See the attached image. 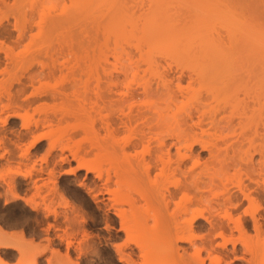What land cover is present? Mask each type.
Wrapping results in <instances>:
<instances>
[{
  "label": "bare ground",
  "instance_id": "6f19581e",
  "mask_svg": "<svg viewBox=\"0 0 264 264\" xmlns=\"http://www.w3.org/2000/svg\"><path fill=\"white\" fill-rule=\"evenodd\" d=\"M1 2L7 3L8 0H6V2H5V0H1ZM156 3H158L160 5H164V6H169V7L170 6L172 7L175 5L179 6V7L180 6L192 7V9L194 8L197 11L201 10V12L203 13L201 15L200 12H196V13L194 12L195 14H191L189 16L186 13V15H187L186 17L183 16V13H182V17H181L183 20L181 24H183V25H185V23H187V25L189 24V26L195 25V27H196V24L199 23V24H201L202 27H204L203 30L201 29L203 32L200 30L202 32L201 36H202V38H204L203 40H204L205 45H206L205 47L209 51V55H207V56H201V57L200 56L199 57L194 56L195 58L193 57L191 59L188 57L189 60H187V61L191 65V68H189V69H191V70H189V71H191V74L189 73L190 75H192V72H193V74H195V73L196 74H207L208 76L211 75V76H215V77L221 76V75L222 76L227 75L226 76L227 78L226 77L225 78L223 77V78L228 80V76L230 74L234 76L235 72H236V74H238V72H239V74L241 73L244 76L243 78L239 77V78H242V81H240V82L241 83L243 82V83L239 84V85H242V87L238 86V89L236 88L239 91H234V90H236V89H234L235 88L234 87L231 89V92H230V89H228V88H231L232 85L230 86L229 83L226 82L229 87H227V86H223L221 88L218 87V90H216L215 95L213 94L214 92H212V96H216V98L215 97L212 98L213 102H214V104H215V102L217 103V104H215L216 107L212 103H211L212 105H210V106H214L215 107L214 109H216V111H214V112H216V114H214L215 117L213 118V116H211L213 119L211 121L212 126L210 129V131H211L210 135H211V137L213 136V138L206 140L200 136L202 133L204 134V132L209 131L208 129L206 130V128L205 129H202V128L198 129L201 132H199L195 129H192L193 131L195 130V132L192 131L193 133L190 134L189 137H187L189 135V133L185 137L182 136V135H184L183 134L184 130L182 131V130L178 129V131H177L174 129L176 131L174 133L172 132L173 130H170V127L171 128H174V127H172V125L169 124V121H170V123H174V120H176V118H175L176 115H178L179 117L177 118L176 123H174V124H177V123L180 124L181 123L185 126H189L187 128L195 127L198 125L197 128H200L199 125H200L201 118H200V121L198 120L199 118L195 119L196 118L195 116L198 115V109L200 107H195V108L193 107V108H188L185 110H183V108H182L181 111H178L176 113L173 109L172 103H173L174 99L176 98L175 95L177 93L172 91L170 89V86L166 85V84L170 85V83H166V84L164 83V85L161 84L162 82H166V80H168V78H170L169 80H173V79H171L172 77L173 78L175 77L177 80L180 81L182 79V77L185 76V74H186V73L184 74V70H185L184 68L183 69L182 68L177 69L179 67L178 66L177 68L175 67L177 70H174L175 68H172L171 64H169L171 62H169V60L167 62L168 58L166 59L165 56L164 57H162L161 55L156 56V55H152L150 53H146L144 55L141 54L136 59L134 58L135 60L133 61V63H135V64L133 66H129V64L126 62L127 64L126 65L124 64L126 66L125 69L123 66L121 67L120 65H119V67H121L123 69L116 67V65H118V64L114 65L115 67L110 68L111 70H114V72L117 70V71H120V73L119 72L113 73L107 69L108 73L106 74V71H105L106 68H105L103 70L104 71L103 73H105V74L102 73V76H101L102 79L101 80L99 79V80L100 81L103 80L102 81L103 83L101 82L102 85L106 82L104 86L107 85L108 88L107 87H105V88L108 90H107V92L106 91H103V92L104 93L106 92V94H104L105 95L104 97H106L110 100L109 103H112L115 100L116 101L123 100L122 102H126L125 100H127L128 96H130L129 98H131V97L134 98V100L135 99L137 100V98H135V97H138V96L140 97L141 95H146V96H144L146 98L148 97L146 99V101H147L146 103H145V100H144V102L142 101L143 102L142 103L139 100L137 102L136 100L134 101L131 98L129 101L130 106L128 105L130 107L129 108L130 110L127 113L126 112L124 113V110H123V113L121 112L122 114L118 111L119 115H118V113L115 114V118L113 116L114 114H112L113 117H110V115H111L110 114L109 115L110 118L109 117L108 118L110 120L112 119L111 120L112 122L108 121V125H110L109 122L111 123L110 126H112L115 123V126H117V127L118 126L124 127V125L126 127V125L129 124V126L132 127V128H130L132 130V132H133V130L135 132V129H133V128L139 127L140 123L142 122V117H145V118H143L144 120L146 119L145 124H146V121L149 122V124H146L147 127L142 126L143 128L144 127L146 128V130L144 129L145 131L142 130L143 129L142 127H140L141 129L138 128V130H140V131H137V128H136V133L139 132V134L137 133L138 134L137 135L136 133L135 134L133 133V136L134 135H136V136L133 137L131 135L130 136L131 138L129 137L130 139L128 138V139H126L127 141L125 140L126 142L124 141L122 143V149L123 150L120 149L121 151H119V153H121V152L123 153V155H124L123 158H126L125 159L126 163H125V168H123V173H121L122 174L121 181L125 185L124 187L126 188L128 186V188L126 190L123 189V190L119 191L118 193H114L118 189L110 188L112 194L115 195V198H113V199H114V201L116 200V202L114 203L112 201L113 203H110L111 199L109 197L110 205H109V203H108V205L110 207H112L111 206L112 204H117L119 202H120L119 204H123L125 201H127L126 203L129 202L131 207L133 206L132 208L136 209L135 210L136 212L134 213V215H135V218L137 220L139 219L138 221L140 222V228L143 230L149 231L147 233L148 242H146L145 240L143 241V244L145 246L142 244V241H141V240H143L142 239L143 237H141V236H140L141 238L139 237L140 232L139 231L137 232V229L132 226V223L129 222V225L131 223L132 228H131V226L128 227V222H127V225L124 223L125 221L122 218V216H123L122 213H120L121 214L120 217L124 221L123 223L125 224L126 227H124V225L121 226L122 225L121 223H120L121 224L120 226H121V228L123 227L124 229H126V232H127V229H130V230L136 229L138 236L136 237L135 230H134V232L131 230V234L135 233L134 237L132 235L134 240L132 239V237H131V239L133 241H137L135 243H138L139 245H140L139 242H141L142 247H144L143 250L146 248L144 251H146V252L148 251L147 255H149V256L146 255V252H142L143 253L142 255H144L142 257H144V259H148V261H149V259H151L149 262H147V264H152V263L153 264H155V263L156 264H169L172 260L174 261L175 259L177 260V263L175 262V264H235V262H237V261H239L240 264H264V116H263L264 115V111H263L264 110V0H148V3H146L147 4L146 6H147V8L151 7V9H154L155 6H152V5H154ZM3 8L1 5L0 6V184H2V186L1 185L0 186L2 188H5V190H4L5 195H7L8 197L12 196L11 198L15 199V198H18L20 196L22 198V196H23L24 200H25L26 196L25 195H19V193H17V190H16V188H17L16 187L17 186L16 185V177L14 175V171H16V170L12 169L11 168L12 166L9 167V165L12 164L11 162L13 161V159L14 160L19 159V160H17L19 162V164L21 161H23V162H21L23 164V166L25 163H27L29 161L30 163H27L25 165L27 166L28 164H30L31 167L28 165L29 168L33 167L34 169L35 168L37 169L36 172H38V173H36L33 168L29 169L28 167L27 168L29 170L26 168L27 170L24 171L22 169V164H20L21 167L19 165L18 166L23 171L18 169V168H15V169H17L18 172H21L23 174L25 179L30 178V180H28L27 183L30 182V183H32V186L34 185L35 187H38L39 189H41L40 186H42V183H41L40 179L43 178L42 177L43 172H45L46 174H49V177L52 174H54L56 169H57V165L61 164L62 161H67L68 159H70V155L68 157V155L66 153H64L65 148L70 150L69 149L70 147L68 144H67L68 146L65 143L63 144L62 140L60 139L59 136L57 139L54 136L55 134L53 135V132H52L53 130L50 132H45V131L40 132L39 131V129L43 127L42 125H44V123L46 121L47 122L50 121V122L48 124L46 122L45 126L46 125L50 126V124L53 123L51 121L52 117L50 119L49 114H47V113L43 117H41L43 115V114H41V116H39V118L36 119V122H34L35 125H33V123H30L29 119L23 120V121L21 120L23 123L20 122L21 128H18V129H14L13 128L14 125L13 126L11 125L12 119L18 115L20 117L23 116L22 113L20 111H18V109L16 107H20V108L23 107V109L27 113L28 108H30L31 105L33 106V105H35V103L40 104L39 102H41L43 104V102L45 101L44 100L45 98L47 101V98L58 100L59 98L63 99V98L68 96V93H69L68 89L71 86L70 84H62V85H59L58 87H53L52 89L50 87H49L50 89L47 88V85L49 86V84L47 83V85H46L47 79H45V78L49 77V76L50 77L54 76L53 72H55V74H56L57 70H59L60 68L57 67L55 63L49 64L48 61L43 60V56L45 55L44 58H48V57H50V59L53 58L58 53H61V51H63V52L66 51L67 48H64V45H66L65 47H68V43H70L69 44V46H71L70 48H75V47H73L75 45V40H74L75 38L74 37H76L77 33L75 35L76 31L73 32L70 29H68V31H65L64 27L66 25L64 26L63 21H65L66 23H70L72 25V27H74V25H75L74 22L76 21L75 20L76 14H75V11H74L75 15L72 12H70V14H67L69 12V10H67V12H66L67 15L62 17L61 21L59 20L58 16H55L58 19L55 18L56 19L55 20L52 18V22L50 21L51 23L50 22L48 23L49 25L44 24L43 26H41L39 24L40 26H38L37 30L35 32H31V31H33L32 29L35 27V26L33 27L34 24H32L30 22H28L30 25L26 24V22L22 23V24H20V23L17 24V23H15V21H14V23H12L13 20L11 21V18L9 17V13L6 10H4ZM169 9L171 10L173 8H168V9L165 8V10H169ZM186 9L189 11L188 8H186ZM159 10H161V9H159ZM146 11L147 10H145V12ZM152 12H153V10H152ZM159 13L160 12H158L156 14L158 15ZM163 13H165V11ZM167 13H168V15L169 14L172 15L171 12L170 13L167 12ZM149 14L150 13H148V15ZM156 14H155V16H157ZM155 16H154V18H155ZM159 16H161V15H158V17ZM183 17L185 19H183ZM156 18L154 19V21L158 19V18L157 19ZM162 19L164 20L165 18H162ZM68 20L72 21L73 23L69 22ZM158 20L160 22L161 19H158ZM167 20H169V19H167ZM167 20L164 21V24H165V22H167ZM60 22H63V23L60 24ZM62 24H63V27H62ZM189 26H187V27H189ZM191 26H190V29L192 28ZM59 28L60 29L64 28L63 30L66 33V34L60 33V35L62 34V36H63L62 40L64 41V39H65V43H66V44H64V42H62V40H61V44L63 43V46H61V44L57 45L60 42L59 37H61V36H58L59 35L58 33L60 30L59 31H57V30ZM147 28H149V27L147 26ZM55 29H57V30H55ZM74 30H75V27H74ZM54 32H55V34H54ZM61 32H62V30H61ZM67 32H69L68 35H67ZM27 33H29L30 36L27 35ZM49 33H52V35L51 34L49 35ZM26 35L29 36V41L31 39L34 40V38L38 35L39 37L35 38L36 39V40H34L35 42L37 41V39L38 40H40V39L44 40L46 37L48 44H49V42H51L49 44L50 47L47 44L45 49H43L44 47L43 48L41 47V49H40V47H37V48L35 47V49L33 47L32 50H29L28 48H26V49H28V51H30V53H28L27 55L31 54L32 57L31 56L27 57V55L25 56V53L23 54L22 51H21V53H22L21 55H23V56H20L18 54V52L16 53L17 55H15L14 51H16L17 49H14V47H16L17 44H14L15 46H13V41L20 42L24 38H26L25 37ZM47 35H49V37H47ZM64 35H65V38H64ZM158 35H159V33H158ZM167 35H169V34H167ZM145 36H147V35H145ZM54 37L55 38L58 37V38L55 39ZM66 39H68L69 42ZM33 40H31V46L35 44V42H34V44H32ZM57 40L59 42L57 44H55V42H57ZM24 44H26V41ZM53 45H55V49L50 50V48H54ZM26 46H28V44H26L25 47ZM56 46L62 47L64 50L63 49L61 50V48H58ZM75 46H77V45H75ZM149 46H151V45L149 44ZM59 50H61V51L59 52ZM68 50H69V48H68ZM71 50L72 49H70V51ZM63 52L61 53V55L63 54ZM74 52H72V53H74ZM26 53H27V51H26ZM41 55H43L42 59H41ZM59 55L60 54H58V57H59ZM65 55H68V54H65ZM68 56H70V55H68ZM18 58H19L18 61H20V58H21V61H20L21 66L19 68L26 67V70L20 74L17 71H16L17 73H14L15 71H13L14 69H16V67L14 65H15V61L17 63ZM22 58H24V59H22ZM26 59H27V62H26ZM69 59L71 60V58H69ZM23 60H24V62H23ZM165 61L168 63L167 65L164 64ZM185 61H186V59H185ZM22 62L24 64H22ZM35 63H38V65H36ZM175 63H176V61H175ZM33 64H35V66H37V67L33 66ZM189 64H188V67H190ZM26 65H28V66H26ZM62 65L66 66L65 63ZM55 66H56V68H55ZM17 67H18V65H17ZM70 67H74V66L71 65ZM57 68H59V69H57ZM54 69H57V70L54 71ZM23 70H24V68H23ZM170 72H172V74H171L172 77L165 78L170 74ZM121 75L124 78H127L125 76L129 77L126 79L127 80V86H126L127 89L126 90H120V88L118 89V87H117L118 83H120L124 79ZM129 75H131L134 78H136V77L138 78L139 77L138 75H140L141 77H142V75H143V77L145 75H148V76L150 75L151 78H152V76H156V77H158V79H159V77H161L162 82H160L161 81V78H160V81L156 82L154 85L153 84L154 80L151 81V80L147 79L148 77L146 76L147 77L146 79L149 82V83L147 82L148 84L145 83L143 87L140 85L141 88L132 87V84L130 82L131 76H129ZM199 76H201V75H199ZM236 76H234V77H236ZM103 77H105L106 79ZM120 77H122V79ZM230 77H232V76H230ZM230 77H229V79H230ZM134 78H132L131 81ZM196 78H197V76H196ZM198 80L199 79H197V81ZM211 80H209V83L211 82ZM226 80H224V81H226ZM128 81H129V83H128ZM200 81L201 80H199V83H200ZM169 82H171V81H169ZM228 82H229V80H228ZM190 83H192V82H190ZM233 83L235 84L237 82H233ZM44 84L46 86H44ZM130 84H131V86H130ZM205 84H206V81L204 82V85ZM211 85H212V83H211ZM222 85H224V84H222ZM43 86L46 87L47 89H45ZM173 86H175V85H173ZM176 86H177V84H176ZM189 86H191V85H189ZM200 86H202V85H200ZM236 86H237V84H236ZM113 87H116V88H113ZM208 87H210V85H208ZM212 87H214V86H212ZM254 87H255V89L257 88V96L258 97L255 96L254 94H252ZM179 88H181V87H179ZM206 88H207V86H206ZM241 88H242V90H241ZM176 89H178V87L175 88V90ZM181 89H183V88H181ZM199 89H198V91H199ZM202 89H203V87H202ZM209 89H212V88H209ZM204 90H207V89H204ZM187 91H188V89H187ZM193 91H197V89L193 90ZM198 91L194 92V95L192 92L191 94L193 96L190 94V96H191L190 98H195L194 96H197L195 94L198 93ZM240 91L241 92L243 91L242 96H241ZM254 91H256V90H254ZM229 92L230 93L234 92L235 94L238 92L236 94L237 100H238V103H240L242 105L243 113L245 115V120L246 121L248 120L247 123H249V124L251 122V126H249V130H242V131L240 130L241 133L239 131L238 133H240V134L235 136V137L229 135V132L232 133L231 128L235 127V125L231 126L232 123L234 124V122L231 123V121H232L231 119H233V117H234V115H232L233 112H231L232 110L228 111L229 114L232 115L231 118L227 112L228 105L231 103L230 102L231 95ZM239 92H240V96H239ZM115 94H117V95H115ZM251 94L254 95L255 97L252 96ZM83 95H81L82 98H81V96H80V98L82 100H84L85 102L88 101V99H87L88 97L86 98L84 95V97L87 99L86 100L83 97ZM180 95H182V94H180ZM17 96H18V99H17ZM116 96H118V97H116ZM210 96H208V97H210ZM80 98L78 100H80ZM61 99H59V100H61ZM254 99H258V100L253 105L252 102H254ZM65 100L66 99H64L63 101H65ZM82 100H80L81 102L79 101L80 103L78 102V104H79V108H81V110H82L81 112L84 113L85 110L82 109L83 107H80V104L83 102ZM112 100H114V101H112ZM208 100H210V99H208ZM208 100H207V102H208ZM199 101H201V100L199 99ZM203 101L204 100H202V102ZM85 102H83L81 104V106H83V104H84V107H85L86 106ZM139 102H140V104H139ZM118 103H120V102L118 101ZM38 104H36V105H38ZM42 104H40V105H42ZM199 104H202V103L199 102ZM255 104H257L258 106ZM119 105H121V104H119ZM24 106H27V108H24ZM28 106H30V107H28ZM114 106H113V108L116 107V106L115 107ZM256 106H257L258 110H257ZM43 107H45V106H43ZM202 107L200 109H202ZM262 107H263V110L261 109ZM87 108L88 107H85L86 111H87ZM88 110H89V108H88ZM203 110L204 109H202L201 113L203 112ZM35 111H36V109H35ZM115 112H117V110ZM20 113H21V115H20ZM83 113H81V114H83ZM87 113H88V111H87ZM251 113H253V114H251ZM256 113L262 114L261 117L259 116L260 118H262L261 121L259 120L260 119L259 117L255 118L256 116H254V115H257ZM53 114H55V113H53ZM202 115H204V114H202ZM172 117H174L175 119ZM251 117L254 118L255 120L257 119L258 121L255 122V120L253 119V122H252ZM171 118H172V120H171ZM138 119H140V120H138ZM134 120H137V122H138L137 124H139V125H136V121H134ZM144 120H143V122H144ZM131 122H133L134 124L131 125L130 124ZM181 124H180V127L178 126L179 128H182ZM201 124H202V122H201ZM169 125H170V127H169ZM40 126H42V127H40ZM115 126H114V128H115ZM129 126H127V127H129ZM185 126H184V129L186 128ZM190 129H188L189 132L191 131ZM179 131L182 132V135H178V134H180ZM140 132H142V133H140ZM177 132H178V134H177ZM185 132H188V131H185ZM49 133L52 134L51 137L49 136L50 135ZM198 133H200V134H198ZM206 135H207V133H206ZM46 136L50 137L47 139V141H48L47 145L48 146L46 149L47 150L46 156L47 155L50 156V154H52L53 151L57 150L55 148L59 147L61 150V151L54 152L55 154H52L51 158L53 156H55V158H52V159H56V160H53L54 162L52 161L53 162L52 166L49 165V160L46 161L47 157L44 158L45 156H43L42 153L40 155L42 157H40V156L39 157L36 156V157L40 158V160H42V161L45 159V161H46L45 165H44V163L43 164L41 163L42 161H40L39 164L36 163L35 161H33L34 160L33 158H35V157H34L32 149L35 148L36 146L40 145L41 140L44 139ZM54 137H55V139H53ZM146 137L148 139H145ZM255 138H257L258 140H255ZM59 139L61 142L59 141ZM144 140L147 141L149 144L147 142H145ZM142 142H145V143H143L144 148L140 149V151H139L138 146H139V144L141 145ZM152 142L154 144H152ZM197 143H199V150L202 148L203 150H205V152H207V154H204L205 156H203V154L201 155L200 152L196 150L198 148V147L195 148V145ZM146 145H147V147H146ZM40 147H42V146H40ZM145 147H146V149H145ZM173 148H175V149H173ZM125 149H128V150L130 149V150L128 152V150L126 151ZM133 149H134V151H132ZM135 149H137V150H135ZM71 151H73V150H71ZM130 151H132V152H130ZM44 152H45V150H44ZM70 152H69V154H70ZM139 152H141V153H139ZM34 153H36V152H34ZM71 153H73L77 159H79V160L82 159V158H80V156L76 155V154H78V152L74 151ZM16 154H17V156H16ZM131 154L133 155L132 157H130ZM16 157H18V158H16ZM56 157H59V160ZM31 158H32V160H31ZM37 158H35V159H37ZM73 158H75V157H73ZM33 163H36L37 165L33 164ZM77 164L78 165H76V168L77 167H85L87 173L91 170L94 172V170L98 169V167L95 168L94 165H91V164L87 163L86 161L84 162L83 159L81 161H79V163H77ZM88 164L91 166H89ZM1 166L3 169L1 168ZM6 166H7V168H6ZM93 166H94V169H93ZM120 167H122V166H120ZM76 168H75V170H76ZM58 169H60V168L58 167ZM31 170H33L36 174H38V176H36L35 174L33 175L34 172ZM71 170H73V167H71L70 169H66L63 172L68 174V173H71L70 172ZM154 170H156V172H154ZM10 171H11V173H13V176H11V173H9ZM102 172H103V170H101V168H99V171L96 170V172H94V174H96L95 176L99 177V179L102 176V179H103V175H102L103 173ZM17 173L15 172L16 175H17ZM109 173L110 172H108V174L106 173L107 176L104 175L105 179H104V182L102 181L103 184H100L99 182H98L99 183L98 184L96 180H93L92 181L93 183H89V182H87V180L85 181V180L78 179V180H80L78 185H82V187L85 186V188H88L89 192L92 193L91 195H93V198L96 201H100V202L104 201L105 202V200H104L105 192L108 193V191H109L108 190L109 188L108 189L106 188V190H108V191H105V187L107 186L105 184H108L107 183L108 180L111 179V176ZM170 173L173 176L175 174H179L180 177H179V175H175V176H177V178L174 179L173 182L172 181L169 182L167 180V179H169V178H167V176H168V174L171 176ZM40 174H42L41 177H40ZM55 174H57V173H55ZM164 176H166V177H164ZM170 176H168V177H170ZM38 177H40V178H38ZM162 177L165 179L167 178V179L166 180L163 179L164 180L163 181ZM78 178H80V177H78ZM46 179H48L47 176H46ZM38 181H39V183H37ZM167 181L169 182V184L171 186H169V184H167L168 183ZM135 182H137L136 183L137 185L140 184L142 186H146L148 184L149 186H147V187H151V188H149L150 194L147 193L148 195L146 194L144 197L142 194V191H141L142 195L140 194V191L138 192V186H136L137 192L135 191V188H134V190H131L135 186L134 185ZM165 182H167V183H165ZM40 183H41V185H40ZM45 183H46V181H45ZM52 183H54V182H52ZM141 183H146V185L141 184ZM3 184H5V185H3ZM140 185H139V187H140ZM29 186H30V184H29ZM56 186H57V184L54 187H56ZM147 187H146V189H147ZM30 188H32V187H30ZM47 189H46V191H47ZM128 189L130 191H133V192H129ZM139 189H141V188H139ZM143 189H144V187H143ZM125 191H128V192H125ZM52 192L54 193L55 191H52ZM134 192L136 195H138V194L141 195V196L139 195L140 200L142 198H145L146 202L144 201L145 203H142L143 199L140 202L139 197H137L138 198L137 199L136 196L134 195ZM144 192H145V189H144L143 193ZM148 192H149V190H148ZM0 194H1V192H0ZM3 194H4V192H3ZM46 194L45 195L43 194V195L49 199L50 198L49 194H48V196H46ZM59 194L60 193L58 192V195ZM56 195H55V197H56ZM52 196H54V195H52ZM107 196H109V195H107ZM147 196H148V198H147ZM60 197H62V196H60ZM44 198L42 199L43 201H41V202L45 201L49 204L50 201H48V200L46 201V200H44ZM36 199H35V197L32 198V196H31L30 199H28V197H27L26 200H27L28 204L31 205L32 208H37L42 203H40L38 199H37L38 201H36ZM51 199H52V197L50 198V200ZM54 199L55 198H53V200ZM57 200H55V202ZM57 202H59V201H57ZM139 202L142 204L141 207H139V205H140ZM102 204H104V203H102ZM143 204H145V205H143ZM45 205H46V203H45ZM55 206H57V205H55ZM72 206H74V205H72ZM120 206L121 205H119V207ZM119 207H117L118 208L117 210H119L121 212V209H120L121 207L120 208ZM52 208H56V207H52ZM67 208H69V207L67 206ZM59 209L61 210V208H59ZM70 209L71 208H69V210ZM43 210H45V208H43ZM55 210L54 211L52 210V211L55 212ZM64 210L67 211V209H64ZM75 210H76V208H75ZM117 210L115 209V211L117 212V215H118L119 211H117ZM52 211L50 209V213H52ZM48 212H49V210H48ZM59 213L61 214L63 212H59ZM63 214H67V212H64ZM69 214H71V211L69 212ZM72 214H75L73 216L75 219V216L77 214H79V211L77 214H76V212L75 213L73 212ZM83 215H81L83 217L82 219H84ZM60 216H62V215H60ZM67 216H69V215H67ZM67 216H62V218L63 217L66 218ZM57 217H55V218L58 219ZM62 218H60V219L62 220ZM65 218H64V220H65ZM68 218H66L67 220L65 222L70 221V219L68 221ZM82 219H80L81 222H82ZM58 220H56V221H58ZM61 220H59V221H61ZM84 220H85V222H87L86 218ZM59 221H58V223H59ZM78 221L79 220H77V222ZM46 222H48V221L46 220ZM62 222H63V220H62ZM73 222H74V220H73ZM79 222H78V225H79ZM150 222H152V223H150ZM50 223L52 224V222H49V224ZM69 224L72 225L71 222H69ZM52 225H55V224H52ZM74 225H76V224H74ZM80 225H83V224H80ZM61 226L62 225H60L59 227H61ZM84 226L85 225H83V228H84ZM70 227H72V226H70ZM2 228H1V231L3 230ZM76 229H74V231ZM68 230L66 231L64 229L63 231L66 233V232H68ZM130 230L127 233L129 235H130ZM4 231L7 232V230H4ZM63 231H62V233H63ZM14 232L15 231H13L12 233H13V235L15 234L14 237L16 236L17 238L12 237L13 236L12 234H10L8 236L6 234L0 233V246H4L7 248V247H10L11 245H13L12 240L11 241L8 240L9 238H11L15 241H17L16 239H19V238L23 239L22 238V236L24 237L23 231H22L23 235L21 234L22 236H20V234L16 235V234H18V232H15V233ZM60 232H61V230L57 233H60ZM70 232H68V233L70 234ZM85 232H86V230H85ZM9 233H11V232H9ZM65 233H64V235H65ZM68 233H66V235H68V236L73 234V233H71L69 235ZM83 234H82V236H84ZM130 236H128L129 238L127 239V241L130 239ZM135 237L137 239L140 238V241L137 240ZM60 239H63L64 242L66 241L62 237ZM23 240L26 241V244ZM23 240H19V242L23 241L22 244L25 245V248L22 244H19V242H18V244L20 246L18 245L17 247L19 248V250L23 251L24 254L22 252H20L22 255L21 254H19V255L23 256L27 252L34 251L31 249L34 247V245H36V247L34 249L39 247V250L42 249V250H40L42 253L43 248H40L41 246L38 244L39 241H38V243L36 241L34 243L33 239H31V240L29 239L30 241L33 240L32 242H30L26 238V236H25V239H23ZM49 240H51V239H49ZM49 240H47V241L49 242ZM71 240H72V238H71ZM83 240H85V239H83ZM129 242H128V244H129ZM74 244L76 245V243H74ZM115 244L117 245V243H115ZM138 244L137 245L135 244V245L138 246ZM116 245H115V247H116ZM125 245H126V243H125ZM127 245H126V247H127ZM14 246H16V245H14ZM117 246H119L117 248L118 253L120 254L118 256L119 259L121 261H126V262L128 261V264H132V263H130L131 260H128V257L126 256L127 251L121 249L120 245H117ZM126 247L124 246L123 248L126 249ZM132 248L133 247H131L130 249H132ZM27 249L28 250L31 249V251H28ZM44 249H45V247H44ZM128 249H129V247H128ZM24 250H25V252H24ZM52 251L54 253L56 250L53 249ZM52 251H51L50 255L52 254ZM124 251H126V252L124 253ZM35 253L37 255H38V253L40 254V252L38 250H36ZM67 253L65 254L66 255L65 258L63 257L64 255L61 257L63 259H66L67 257H69L70 254L67 256ZM149 253H151L152 255H150ZM54 254H53L54 257L56 255L57 256L60 255L57 253H56V255H54ZM33 255H29V256L32 257ZM37 255H35V257ZM61 255H62V253H61ZM129 255H132V254H129ZM153 255L157 260L152 262V260L154 259ZM25 256H27V254ZM53 256L51 255L52 260L54 259ZM132 256H134V254ZM147 257H149V258H147ZM48 258H50V257H48ZM48 258H47V261H48ZM28 260L32 261L33 259L32 260L28 259ZM52 260H50V262ZM58 260H60L59 257H58ZM5 261L3 259H2V261L0 260V264H8ZM26 261L24 263L28 264L27 262H29V261H27V262ZM36 261L37 260L35 259L34 261H32V263L29 262V264H38V262H36ZM66 261H68V263H69L70 261H75V260H73V259L71 260V258L69 257L68 259H66ZM146 261L147 260H145V262L144 261L141 262V264L142 263L146 264ZM133 262H135L134 259H133ZM138 263L140 264V262H138ZM20 264H22V262ZM69 264H73V263L70 262Z\"/></svg>",
  "mask_w": 264,
  "mask_h": 264
},
{
  "label": "rangeland",
  "instance_id": "374dc122",
  "mask_svg": "<svg viewBox=\"0 0 264 264\" xmlns=\"http://www.w3.org/2000/svg\"><path fill=\"white\" fill-rule=\"evenodd\" d=\"M5 2H6V0H5ZM146 3H148V0H8L7 3L1 2V0H0V4L2 5V8L4 7L3 9L6 10L9 13V17L11 18V21L13 20L12 23H14V21H15V23H17V24H19V23L22 24V23H25V22H26V24H29L28 22L34 24L33 27L34 26L35 27L32 29L33 31H31V32H35L37 30L38 26H40V25L41 26H43L44 24L49 25L48 23L50 21L52 22V18L53 19L57 18L55 16H58L59 20L61 21L62 17H64L67 14H70V12H72L74 14V11H75V14H76V15L74 14L75 18H76L75 19L76 21L74 22L75 23V25H74L75 30H74V27H72V25L70 23H66L65 21H63V22H64V26L66 25L64 27L65 31H68V29H70L73 32L76 31L75 35L77 33L76 37H74L75 38L74 39L75 40V45H77V46H75V45L73 46L75 48H70L71 47V46H69L70 43H68L69 40L66 39V40H68V42H67L68 43V47H65L66 45H64V48H67V50H66L67 52L66 51H64V52L61 51L63 48L59 47V46H56L58 48H61V50H59V52L60 51H61V53L63 52L62 55H61V53H58V54H60L59 57H58V54H57L53 58L50 59V57L44 58L45 55L44 56L41 55V59H42V56H43V60L48 61L49 64L55 63L56 66L60 68V69L57 68L59 70L54 69V71L57 70L56 74H55V72H53L54 76L51 75L52 77L49 76V77L45 78V79H47L46 85H47V83L49 84V86L47 85V88L48 89H50V88L52 89L53 87H58L59 85H62V84H70L71 86L68 89V91H69L68 96L69 97L67 96V97H65L63 99L59 98L61 100H59V99L58 100H56V99L54 100V99H51V98L50 99L47 98V101H46V98H45L44 99L45 101L44 100H43L44 102L42 101L44 105L41 102H39L42 105H40L38 103H35V105H33L34 107L32 105H31V107L28 106V107H30V108H28V112H27L28 114L25 112L23 107H21V108L20 107H16L18 109V111H20L22 113L23 116H21V117L19 115L16 116L15 118L12 119V124H11L12 126L14 125L13 126L14 129H18V128H21L20 125H21V123H23L22 122L23 120H28L29 119L30 123H33V125H35L34 122H36V119L39 118V116H41V114H43L41 117H43L46 113L49 114V118L51 119V117H52L51 121L53 123L50 124V126L51 125L52 126L51 127L49 125L45 126V124L47 122L46 121L44 123V125H42L44 128L42 126H40L42 128H40L39 131L40 132L41 131L50 132V131L53 130L52 131L53 135L55 134L54 136L57 139H58V136H59L60 139L62 140L63 144L65 143L66 145L67 144L69 145L70 148L69 147L68 148L70 150L65 148L64 153H66L68 155V157L70 155V159L67 160L68 162L67 161H62L61 162L62 165L61 164L57 165V169L55 171V173H57V174L54 173L50 177H49V174H46L45 172H43L44 176L42 174H40V177L42 175V177L44 178V179L43 178L40 179L41 183H42V186H40L41 189H39L38 187H35L34 185L32 186V183H30V182L27 183V181L30 180V178L29 179H25L23 174L21 172H18L17 169H15V168L20 169V167H21L20 164H22L21 162H23V161H21L20 164H19V162L17 161L19 159H16L18 157L15 158L16 160L13 159V161L11 162L12 164L9 165V167L12 166L11 168L16 170V171H14V175L16 177V185H17L16 186L17 187L16 190H17V193H19V195H25L26 199H27V197H28V199H30L31 196H32V198H34V197H35V199L37 198L39 200V202L42 203L41 205L43 207L41 205H39L37 208H32L31 205L28 204L27 200L26 199L24 200L23 196H22V198L20 196V197L15 198V199L11 198L12 196L8 197L7 195H5V191H4L5 188H2L1 187L2 184H0L1 185L0 187L3 189L2 190L0 188V190H1L0 192L2 194V195L0 194V233L6 234L8 236L10 234L13 235V233H12L13 231L18 232V234H16V235L20 234V236H22L23 233H24V237L22 236L23 239H25V236H26V238L28 240L29 239L30 240L33 239L34 241L33 240L32 241L34 243H35V241L37 243L39 241L38 244L41 246L40 248H43L44 252L42 251V253H41L40 250H42V249L39 250V247L34 249L36 247V245H34V247L31 248L34 251H31V249L30 250L27 249L28 251H31V252H27L26 253L27 256H25L26 254L21 256L22 254L20 252L23 253V251L19 250V248L17 246L19 244H22L24 240L19 238V239H16L17 241H15V240L9 238L8 240H10V241L12 240L13 245H11L10 247H7V248L4 247V246H0V256L2 255L0 257L1 261L3 259L4 261L6 260L5 262H7L8 264H12V263L13 264H20L21 262H22V264H25L24 262L26 260L29 261L28 259H30V260L33 259L32 261H34L36 259L37 260L36 262H38V264H67L68 261H66V259H68L70 257L71 260L72 259L75 260V261H70L73 264H128V261L127 262L126 261H121L119 259L118 256L120 254L118 253V250H117V248L119 246H117V245H120L121 249L127 251V252L124 251V253L126 252V256L128 257V260H131V262L130 261L129 262L132 263V264H135V263L139 264L138 262H140V264H141V262H143V261L145 262V260H147L146 261V264H147V262H149L151 260V259H149V261H148V259H144V257H142V256H144V255H142L143 254L142 252H146V251H144L146 248L143 250L144 247H142V244H143L144 240L146 242H148L147 233L149 231L143 230V229L140 228V222L138 221L139 219L137 220L135 218V215H134V213L136 212L135 211L136 209H133L132 208L133 206L131 207L129 202L126 203L127 201H125L123 204H119L120 203L119 202V203H117L118 205L117 204H112L111 205L112 207L109 206L110 203H113V202L115 203L116 202V200L114 201V199H113V198H115V195L112 194L110 188L118 189L114 193H118L119 191H121L123 189L126 190L128 188V186L125 188L124 187L125 185L121 181V177H122L121 173H123V168H125V163H126L125 159L126 158H123L124 157L123 153L121 152L122 153L121 154V153H119V151L123 150L122 149V143L126 139H128L131 135L133 136V133L134 134L136 133V128L137 127H134L133 129H135V132H134V130L132 132V130L130 129L132 127L129 126V124L126 125V127H125V125H124V127L123 126H118L117 127V126H115V123L112 126H110L111 123L109 122L110 125H108V121L112 120V119L111 120L109 119L110 117L114 116V118H115V114L118 113V115H119V112L123 113V110H124V113L125 112L127 113L130 110L129 109L130 108L129 107L130 106L129 105V103H130L129 101H130V99L132 97L129 98L130 96H128L127 97L128 101L124 99L126 102H122L123 100H121V101L118 100L120 102V103H118V101L112 100L114 102L111 101L112 103H109L110 100L108 98L104 97L105 96L104 94H106V92L108 90V89L105 88V87H107V85L104 86L106 82L102 85V83H103L102 81L103 80L100 81L102 79L101 78L102 73L104 72L103 70L106 68V70H105L106 74L108 73L107 72L108 70L110 72H113V73H118V72L120 73V71L116 70L117 72L116 71L114 72V70H111L110 68H113V67H115L114 65L118 64V65H116V67L121 68L123 66L124 69H125V67H126L125 65L127 63L129 64V66H133L135 64V63H133V61L139 55H141V54L144 55L146 53H150V54L156 55V56H158V55L160 56L161 55L162 57L165 56L166 59L168 58L167 62H168V60H169V62H171L169 64H171L172 68H175V67L177 68L178 66L179 67L177 69H179V68L183 69L184 68L185 69L184 70V74L185 73L186 74L180 80L181 82L179 80H177L175 77L174 78L172 77V75H171L172 72H170V74L167 77H165V78L172 77L171 79H173V80H169L170 78H168V80H166V82H162V78L159 77V79H158V77H156V76H152V78H151L150 75L149 76L145 75L144 77H143V75H142V77L140 75H138L139 76L138 78L137 77L134 78L131 75H129V76H131L130 82L132 84V87H139V88H141V86L143 87L144 84L148 82L147 79H149L151 81L154 80V83L152 82L154 85H155L156 82L160 81V78H161L160 82H162L161 84L164 85V83L165 84L166 83H170V85H168V84H166V85L170 86V89L172 91H174L175 93H177L175 95L177 99L175 98L173 103H172L173 109H174V111L176 113L178 111H181L182 108H183V110H185V109L193 108V107L194 108L195 107H200L201 108L203 106L202 107V109H204L203 112L201 113L202 109L199 108L198 109V115L195 116L196 117L195 119L199 118L198 119L199 121H200V118H201V121H200V125L201 126L199 125L200 128H197V126H198L197 125L195 127H190L191 128L190 129V128H187L189 126H185V125H183L181 123L180 124L182 125L183 129L179 128L180 127L179 123L174 124V123H176V120L179 117L178 115H176V117H175L176 120H174L175 118L172 117V118H174L173 119L174 123H170V121H169V124H171L172 127H174V128H171L170 125H169V127H170V130H173L172 131L173 133L176 132L175 130L178 131V129L182 130V131L184 130L183 131L184 135H182L181 131H179L180 134H178V132H177L178 135H182L183 137L187 136L188 133H189V135L187 137H189L190 134L195 132V130L199 131L198 129H201V128L205 129L206 128V130L207 129L209 130L208 131L209 133L208 132H204V134L202 133L203 135L202 134L200 135L201 137H203L206 140L213 138V136L211 137V135H210V132H211L210 129H211V126H212V122L211 121L215 117L214 114H216V112H214V111H216V109H214V108L216 107L215 104H217V103L215 102V104H214L213 99H212L214 97L216 98V96H212V92H214L213 94L215 95L216 94V90H218V87L219 88H221L223 86L229 87L227 85V83H229L230 86L232 85L231 88H228V89H230V92H231V89L234 88V87H235L234 89H236V88L238 89V86L242 87V85H239V84L241 83L240 81H242V78L244 76L241 73L239 74V72H238V74H236V72H235L234 76H236V75L237 76L234 77L233 75L230 74L228 76V80H229V82H228V80L224 79L227 75L226 76H222L221 75V76H216V77L209 75L210 76L209 77L207 74H196L195 73L196 74L195 75V74H193V72H192L193 76L190 75L191 71H189V70H191V69H189V68H191V65L189 64V62L187 60H189V58L190 59L193 58L194 56L195 57H197V56L198 57L199 56L200 57L201 56H207V55H209V51L205 47L206 45H205V42L203 40L204 38H202V36H201L202 32H203L202 30H203L204 27H202L201 24L197 23L196 27H195V25H192V26L190 25L192 27L191 28L192 30H191L189 24L188 25H187V23H185V25L181 24L182 21H183L181 17H182V13H183V16H185V17L187 15L189 16L191 14H195L196 12H200L201 15L203 13L201 12V10L197 11L194 8L192 9V7H187V6H185V7L184 6H180L179 7V6H176V5H175L176 7L175 6H172V7L170 6L169 7V6L160 5L158 3L152 5V6H155V8H154L155 10H154V9H151V7L147 8V6H146L147 4ZM165 8L166 9L173 8V9H171V10L169 9L170 10L169 11V10H165ZM186 8H188L189 11ZM159 9H161V10H159ZM67 10H69V12L66 14ZM145 10H147V11L145 12ZM152 10H153V12H152ZM164 11H165L166 14L163 13ZM158 12H160L158 15H161L159 17L156 14ZM167 12H169V13L171 12L172 15L171 14L168 15ZM148 13H150V14L148 15ZM186 13H187V15H186ZM155 14L157 16H155ZM154 16H155V18L157 17L158 19H161L162 21L160 20V22H159V20L156 18L157 20H155L156 21L155 22L154 21V19H155ZM162 18H165V19L163 20ZM167 19H169V20L171 19V20L169 21ZM183 19H185V18L183 17ZM165 20H167V22H165V24H164ZM63 22H60V24L63 23ZM69 22H72V21H69ZM146 25L149 28H147ZM186 25L189 26V27H187ZM62 27H63V24H62ZM63 29L62 28L61 29L59 28L58 30L55 29L57 31L60 30L59 33L57 32L59 35L58 34L57 35L61 36V37H59L60 38V42L58 40H57V42H55V44H57L59 42V44H57V45L61 44V40H62V37H63L62 34L60 35V33L66 34ZM61 30H62V32H61ZM69 32H67V35L69 34ZM52 33H49V35L50 34L52 35ZM158 33H159V35H158ZM54 34H55V32H54ZM167 34H169V35H167ZM27 35H29V33H27ZM27 35L25 36L26 38L23 39L24 41L23 40L20 41V42L13 41V46H15L14 44H17L16 47H14V49H17L16 51H14L15 55H17L16 53L18 52V54L20 56H23V55H21L22 53L23 54L25 53V56H26L28 53H30V51H28V49L32 50L33 47H34V49H35V47L36 48L40 47V49H41V47L42 48L44 47L43 49H45V47L48 44V41H47L46 37H45L46 40L45 39L44 40L43 39H40V40L37 39V41L35 42L34 41V40H36L35 38L39 37L37 35L34 38V40L30 38L31 40H33L32 44H34V42H35V44L31 46V40L29 41V36L30 35L29 36H27ZM49 35H47V37H49ZM145 35H147V36H145ZM57 38H55V39H57ZM64 38H65V35H64ZM25 41H26V44H28V46H26V47H25L26 44H24ZM62 42H64V44H66L65 43V39H64V41L62 40ZM50 43L51 42H49V44ZM49 44H48V46H49ZM149 44L151 46H149ZM53 46H54V48H50V50L51 49H55V45H53ZM61 46H63V43L61 44ZM26 48H28V49H26ZM68 48H69V50H68ZM70 49H72V50L70 51ZM21 51H22V53H21ZM26 51H27V53H26ZM72 52H74L75 54L72 53ZM64 53L70 55L71 57L68 56V55H65ZM28 56L32 57L31 54L27 55V57ZM69 58H71V60ZM22 59H24V58H22ZM185 59H186L187 62L185 61ZM18 60H19V58L17 59V63L15 61V65L14 66L16 67V69L13 68L14 69L13 71H15L14 73L19 72V74H20V73H22V72H24L26 70V67L22 66L24 68V70H23V68H19L21 66V64H20L21 58H20V61H18ZM175 61H176V63H175ZM23 62H24V60H23ZM23 62H22V64H24ZM26 62H27V59H26ZM167 62L165 61L164 64L167 65L168 64ZM64 63L66 64V66L62 65ZM35 64L38 65V63H35ZM35 64H33V66H35ZM188 64L190 65V67H188ZM17 65H18V67H17ZM71 65L74 66V67H70ZM119 65L121 67H119ZM26 66H28V65H26ZM56 66H55V68H56ZM35 67H37V66H35ZM176 68L174 70H177ZM121 69H123V68H121ZM103 74H105V73H103ZM199 75H201V76H199ZM196 76H197V78H196ZM230 76H232V77H230ZM122 77H120V78L122 79ZM125 77L129 78L128 76H125ZM229 77H230V79H229ZM239 77H242V78H239ZM103 78H105V77H103ZM127 78H124L123 79L124 81L122 80L120 83H118V85H117L118 89L119 88H120V90H126L127 89V87H126L127 86V80H126ZM132 78H134L132 80L133 82L131 81ZM197 79L201 80L200 81L201 84L199 83V80L197 81ZM209 80H211L210 83H209ZM224 80H226V81H224ZM169 81H171V82H169ZM205 81H206V84L204 85ZM190 82H192V83H190ZM233 82H237V83L234 84ZM128 83H129V81H128ZM211 83H212V85H211ZM131 84H130V86H131ZM176 84H177V86H176ZM222 84H224V85H222ZM236 84H237V86H236ZM46 85L44 84V86H46ZM173 85H175V86H173ZM189 85H191L192 87L189 86ZM200 85H202V86H200ZM208 85H210V87H208ZM206 86H207V88H206ZM212 86H214V87H212ZM177 87H178V89L175 90V88H177ZM179 87H181L183 89H181ZM202 87H203V89H202ZM44 88L47 89L46 87H44ZM113 88H116V87H113ZM209 88H212V89H209ZM187 89H188V91H187ZM196 89H197V91L199 89L198 93L195 94L197 96H194L195 98H190L191 97L190 94L192 92H193V95H194V92H197V91H193V90H196ZM204 89H207V90H204ZM237 89L234 90V91H239ZM241 90H242V88H241ZM254 90H256V91H254ZM254 90H253L252 94L257 96V88L255 89V87H254ZM103 91H106V92L104 93ZM240 92H239V96H240ZM242 92H241V96H242ZM83 94L85 95L86 98L88 97L87 98L88 101L85 102L84 100L81 99L82 98L81 95H83ZM180 94H182V95H180ZM234 94H235L234 92L230 93V95H231V100H230L231 103L230 104L231 105L229 104L230 106L228 105V109H227V112L232 110L231 112L234 113V114L232 113V115H234V117H233V119H231L232 120L231 123L234 122V124L232 123L231 126L235 125V127L234 128L232 127L233 129L231 128V130H232L231 132L232 133L229 132V135H231L233 137L239 135L242 130H249V126H251V122L249 124V123H247L248 120L247 121L245 120V115L243 113L242 105L240 103H238L237 95L235 94L236 95L235 96ZM84 95H83V97H84ZM115 95H117V94H115ZM254 95H252V96H254ZM80 96H81V98H80ZM144 96H146V95H141L140 97L139 96L135 97V98H137V100L136 99L135 100L137 102H138V100L141 101V102L142 101L144 102V100H145V103H146L147 102L146 99L148 97L146 98ZM208 96H210V97H208ZM116 97H118V96H116ZM79 98H80V100L85 102V104H86L85 107L89 108L90 111L88 110V108H87V111H88V113L90 115L87 113V111H86V109L84 107V104H83V106H81V104L83 102L80 104V107H83L82 109L85 110V111H84V113L81 112L82 110H81V108H79V104H78V102L80 101V100H78ZM17 99H18V96H17ZM64 99H66V100L63 101ZM132 99L134 100V98H132ZM199 99L201 101H199ZM208 99H210V100H208ZM106 100L107 101L109 100V101L107 102ZM202 100H204V101L202 102ZM207 100H208V102H207ZM257 100L258 99H254V102H252L253 105H254V103ZM199 102L202 103V104H199ZM211 103L214 104L215 107L214 106H210V105H212ZM36 104H38L39 106L36 105ZM119 104H121V105H119ZM139 104H140V102H139ZM255 105H257V104H255ZM43 106H45V107H43ZM113 106L115 108H113ZM257 106H256V108H257ZM24 108H27V106H24ZM35 109H36V111H35ZM261 109L263 110V107ZM116 110H117V112H115ZM257 110H258V108H257ZM21 113H20V115H21ZM53 113H55V114H53ZM81 113H83V114H81ZM112 114H114V115L112 116ZM202 114H204V115H202ZM228 114H229V112H228ZM251 114H253V113H251ZM109 115H110V117H109ZM232 115H230V118L232 117ZM211 116H213V118ZM254 116H256L255 118H258L259 116L261 117L262 114H257V115H254ZM143 118H145V117H142V122L144 120ZM172 118H171V120H172ZM251 119H252L251 121L253 122L254 118L251 117ZM138 120H140V119H138ZM145 120L143 122L144 124H145ZM259 120L261 121L262 118H260ZM134 121H136V125H139V124H137L138 123L137 120H134ZM256 121H258V120L256 119L255 122ZM49 122H47V124ZM201 122H202V124H201ZM141 123H140L138 128H140L142 126H146L147 127L146 124H149V122H147V121H146L145 125L143 123L142 124ZM130 124L132 125L134 123L131 122ZM114 126H115V128H114ZM127 126H129V127H127ZM184 126L186 127L185 128L186 130L184 129ZM138 128H137V131H140V130H138ZM144 129L146 130L145 127L142 130H144ZM188 129H190L191 131L189 132ZM192 129H195V130L193 131ZM185 131H188V132H185ZM239 131H240V133H238ZM199 132H201V131H199ZM137 133L139 134V132H137ZM140 133H142V132H140ZM206 133H207V135H206ZM49 134H50L49 136L51 137L52 134L51 133H49ZM198 134H200V133H198ZM134 136H136V135H134ZM50 137L46 136L44 139L41 140L40 145L36 146L32 150H33V154H34L35 158L39 157L41 155V153H42L43 156H45L44 158L47 157L46 161L49 160V165L52 166L53 162H54L53 160H56V159H52V158H55V156H53L51 158L52 154H55L54 152L61 151V150H60L59 147H58L59 149L55 148L57 150L54 149L55 151H53V153L50 154V156L49 155L46 156V152H47L46 149H47V146H48L47 145L48 144L47 143L48 142L47 139L50 138ZM55 137L53 139H55ZM147 137L145 139H148ZM60 139H59V141H60ZM255 140H258V139L255 138ZM145 142H147V141H145ZM145 142H142L141 145L139 144V146H138L139 151H140V149L144 148L143 147L144 146L143 143H145ZM152 144H154V143L152 142ZM40 146H42V147H40ZM146 147H147V145H146ZM146 147H145V149H146ZM196 147H198L196 150L199 151L201 155L203 154V156H205L204 154H207V152H205V150H203L201 147H200L201 149L199 150V143H197L195 145V148ZM43 149L45 150V152H44ZM173 149H175V148H173ZM71 150H73V151H71ZM125 150L127 151L128 149H125ZM129 150H128V152H129ZM135 150H137V149H135ZM70 151L71 152H74V151L78 152V154H76V155L80 156V158H82L84 162L86 161L87 163H89L91 165H94L95 168L98 167V169H96V170L99 171V168H101V170H103V172H102L103 173L102 174L103 175V179H102V176H101L100 179H99V177L95 176L96 174H94V172H96V170H94V172L91 170V171H89L87 173L85 167H77L76 168V165H78L77 163H79V161H81L82 159L81 160L77 159L76 156H74V154L71 153ZM132 151H134V149ZM132 151H130V152H132ZM34 152H36V153H34ZM69 152H70V154H69ZM139 153H141V152H139ZM16 156H17V154H16ZM132 156L133 155L131 154L130 157H132ZM40 157H42V156H40ZM73 157H75V158H73ZM35 158H33L34 159L33 161H35L38 164L40 163V161H42V160H40V158H37V159H35ZM56 158H58V160H59V157H56ZM31 160H32V158H31ZM44 161H45V159L41 163L42 164L44 163V165H45L46 161L45 162ZM27 163H30V162L28 161ZM27 163H25V164H27ZM36 163H33V164H36ZM25 164H24V166L22 164V169L24 171H26L29 168V166L31 167L30 164H28L29 166L28 165L26 166ZM91 165H89V166H91ZM94 166H93V169H94ZM120 166H122V167H120ZM58 167L60 169H58ZM71 167H73V170L70 171L71 173L67 174V173L63 172L66 169H70ZM74 167L76 168V170H75ZM1 168H2V166H1ZM6 168H7V166H6ZM32 168H29V169H32ZM22 169H20V170H22ZM156 170H154V172H156ZM31 171H33V170H31ZM34 171L36 172L37 169L35 168ZM15 172L16 173L18 172L17 175L15 174ZM35 172L33 173V175L35 174L36 176H38V174H36L38 172H36V173ZM108 172H110L109 174L111 176V179L108 180L107 183L108 184L110 182L111 183L109 185L105 184V185H107L105 187V191L109 190L108 193L105 192V198H106V199L104 198L105 202L104 201H101V202L100 201H96L93 198V195H91L92 193L89 192L88 188H85V186L82 187V185H78L80 180H85V181L87 180V182H89V183H93L92 181L96 180L97 183L99 182L100 184H103L104 179H105L104 175L107 176ZM9 173H11V171ZM175 175H179V174H175ZM175 175L173 176L171 174V176H170L168 174V176H170V177H168L166 175L167 178H169V179H167V178L166 179L169 182L170 181L173 182V180L177 178V176H175ZM11 176H13V173H11ZM46 176H47V178L50 181L48 179H46ZM166 176H164V177H166ZM40 177H38V178H40ZM78 177H80V178H78ZM179 177H180V175H179ZM78 179H80V180H78ZM163 179H165V178L162 177V180ZM39 181L37 183H39ZM45 181H46V183H45ZM52 182H54V183H52ZM167 182H165V183H167ZM169 182L167 184H169ZM41 183H40V185H41ZM136 183L137 182H135V184H134L135 186L131 190H134V188H135V191L137 192V190H136L137 187L136 186H138V192L140 191V194H141V191H142V194H143L144 197H145V195L147 193L150 194V189L149 188H151V187H147V186H149L148 184L146 185V183H141V184H145L146 186H142V185L139 184L140 185V187H139V185H137ZM29 184H30V186H29ZM56 184H57V186L54 187ZM3 185H5V184H3ZM169 186H171V185L169 184ZM30 187H32V188H30ZM143 187L145 189L144 193H143V191H144ZM146 187H147V189H146ZM106 188L107 189L109 188V189L106 190ZM139 188H141V189H139ZM46 189H47V191H46ZM50 189L52 191H55V192L53 193ZM148 190H149V192H148ZM128 191L129 192H133V191H130L129 189H128ZM128 191H125V192H128ZM3 192H4V194H3ZM58 192L60 193L59 195H58ZM43 194L44 195L46 194V196H48V194H49V197L50 198L52 197V199L50 200V198L49 199L46 198ZM140 194L136 195L135 192H134V195L136 196V198L139 197ZM52 195H54V196H52ZM55 195H56V197H55ZM107 195H109V196H107ZM60 196H62V197H60ZM42 197L43 198L45 197L46 199L44 198V200H46V201L48 200V201H50V203L48 204L45 201L41 202V201H43ZM109 197L111 199V202H110ZM53 198H55V199L53 200ZM147 198H148V196H147ZM37 199H36V201H38ZM142 199H143L142 203H145L146 202L145 198H142ZM55 200H57L59 202L56 201L57 202L56 203ZM141 200H140V197H139V201L140 202H141ZM45 203H46V205H45ZM102 203H104V204H102ZM108 203H109V205H108ZM55 205H57V206H55ZM72 205H74L75 207L72 206ZM115 205L117 207H119V205H121L120 206L121 208L119 207L121 209V212L119 210H117L118 208ZM141 205L142 204L140 203L139 207H141ZM143 205H145V204H143ZM67 206L69 208H71V209L69 210V208H67ZM52 207H56V208H52ZM43 208H45L46 211L43 210ZM49 208L51 209V211L52 210L54 211L55 209L56 210H55V212L52 211V213H50V209ZM59 208H61V210ZM63 208L67 209V211L64 210ZM75 208H76V210H75ZM115 209L117 211H119L118 215H117V212L115 211ZM48 210H49V212H48ZM68 211L69 212L71 211V214H69ZM78 211H79V214H77ZM59 212H63V213L67 212V214H63V213L60 214ZM73 212L74 213L76 212V214H77L76 215L77 217L75 216V219L73 217L75 214H72ZM120 213H122V215H123L122 218H123V220L125 222L121 219V217H120L121 214ZM59 214L62 215V216L69 215L66 218L69 217L68 221L70 219L69 222H71L72 225L69 224V222H65L67 219L65 217L62 218V216H60ZM81 215L84 216V219L86 218L87 222H85V220L82 219L83 217ZM55 217H57L59 220H61L60 218H62L63 222H62V220L59 221ZM78 217L80 219H82V222L80 221V219ZM64 218H65V220H64ZM55 219L58 220L59 223ZM46 220L48 222H46ZM73 220H74V222H73ZM77 220L80 221V222L78 221L79 225L80 224L85 225L84 228H83V225H80V226L78 225ZM49 222H52V224H55V225H52L51 223L49 224ZM123 222L126 225H127V222H128V227L131 226V223H132V226L137 229V232L138 231L140 232L139 233V237L140 236L143 237L142 238L143 240H141L142 244H141V242H139L140 243V245H139L138 243H135L137 241H133L134 240L133 239L134 234L136 233L135 234L136 237L138 236V233L136 232V229H134L135 233L131 234V230L134 232L133 229H131V230L127 229V232H126V229H124L123 227L121 228V226H123V225H124V227H126ZM129 222H131L130 225H129ZM152 222H150V223H152ZM73 223L76 224V225H74ZM59 224L62 225V226L59 227L60 226ZM70 226H72V227H70ZM132 226H131V228H132ZM1 228L3 229L2 231H1ZM64 229L66 231L68 229L70 231L73 229L72 230L73 232L72 231L70 232L68 230V232H70V234L71 233H73V234L70 235L68 232H66L70 236L66 235V233L63 231ZM74 229H76L77 231L76 230L74 231ZM4 230H7L8 233L9 232H11V233L8 234ZM60 230H61V232H60L61 234L57 233ZM85 230H86V232H85ZM129 230H130V235L131 236L129 234H127L129 232ZM22 231H23V233H22ZM62 231H63V233H62ZM64 233H65V235H64ZM82 234L84 236H82ZM14 235L12 237H14ZM127 235L130 236V239L128 241H127V239L129 237ZM132 235H133V237H132ZM61 237L64 238L66 241L64 242L63 239H60ZM131 237H132L133 240L131 239ZM48 238L51 239V240H49ZM71 238H72V240H71ZM140 238L139 239L136 238V239L140 241ZM83 239H85V240H83ZM19 240H23V241L19 242ZM47 240H49V242ZM32 241H30V242H32ZM18 242H19V244H18ZM24 242L26 244V241H24ZM114 242L117 243V245ZM128 242H129L130 245L128 244ZM74 243H76V245ZM125 243H126V245L128 244L127 247H126ZM134 243L136 245L138 244V246H136ZM14 245H16V246H14ZM22 245L25 248V245L24 244H22ZM115 245H116V247H115ZM123 245L126 247V249L123 248L124 247ZM44 247H45V249H44ZM51 247L52 248L54 247L53 249L56 250L55 252L57 254H60V255L57 256L55 252H54L55 253L54 254L53 251H52L53 249ZM128 247H129V249H128ZM131 247H133V248L130 249ZM36 250H38L40 252V254L38 253V255H37L35 253ZM51 251H52V254H51L52 256H53V254L56 255L55 256L56 258L53 256L54 257L53 260L51 259V255H50ZM24 252H25V250H24ZM147 252H146V255H147ZM61 253H62V255H61ZM66 253H67V256L69 254L70 255L66 259H63L61 256L64 255L63 257L65 258L66 257L65 254ZM128 253L132 254V255L134 254L135 257L132 256V255H129ZM19 254H21V255H19ZM28 254L29 255H33L34 254V255L32 257H30ZM149 254L152 255L151 253H149ZM35 255H37L36 256L37 258L35 257ZM147 256H149V255H147ZM48 257H50V258H48ZM58 257H59L60 260H58ZM153 257H154V255H153ZM47 258H48V261H47ZM147 258H149V257H147ZM133 259L135 260V262H133ZM50 260H52L51 261L52 263L50 262ZM76 260L77 261L79 260V261L77 262ZM156 260L157 259L154 257L152 262L156 261ZM32 261H29V262L32 263ZM29 262H27V263L29 264ZM171 262L169 264H175V262L177 263V260L175 259L174 261L172 260ZM235 264H240V262L237 261V262H235Z\"/></svg>",
  "mask_w": 264,
  "mask_h": 264
}]
</instances>
